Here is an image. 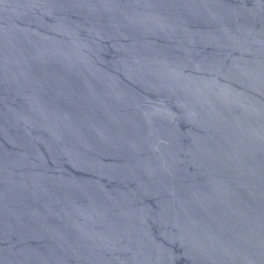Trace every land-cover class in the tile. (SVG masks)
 <instances>
[{"label": "water", "instance_id": "1", "mask_svg": "<svg viewBox=\"0 0 264 264\" xmlns=\"http://www.w3.org/2000/svg\"><path fill=\"white\" fill-rule=\"evenodd\" d=\"M0 264H264V0H0Z\"/></svg>", "mask_w": 264, "mask_h": 264}]
</instances>
